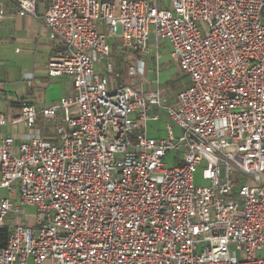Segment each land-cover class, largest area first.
I'll return each instance as SVG.
<instances>
[{
  "label": "built area",
  "instance_id": "2783aa9c",
  "mask_svg": "<svg viewBox=\"0 0 264 264\" xmlns=\"http://www.w3.org/2000/svg\"><path fill=\"white\" fill-rule=\"evenodd\" d=\"M168 2L0 0L59 41L47 74L74 87L0 112V264H264V0ZM162 44L192 83L174 105Z\"/></svg>",
  "mask_w": 264,
  "mask_h": 264
},
{
  "label": "crops",
  "instance_id": "0c3cea01",
  "mask_svg": "<svg viewBox=\"0 0 264 264\" xmlns=\"http://www.w3.org/2000/svg\"><path fill=\"white\" fill-rule=\"evenodd\" d=\"M6 10V18L0 22V112L20 113L25 105H34L40 110L54 105L62 97L72 96V80L69 77L50 78L46 70L51 55L60 46L59 41L49 39L46 28L38 19L32 16L20 17L15 5L8 3ZM44 11L45 6L40 3L37 13L42 15ZM120 43L119 40L112 42V59L122 69L127 67L128 60L122 57L118 49ZM129 59L130 64L138 63L136 56ZM160 62L166 70L175 66L178 70L165 44L160 46ZM153 67L154 60L142 66L143 77L149 82L155 78ZM151 75L154 76L152 81L149 79ZM173 75H167L164 81L160 79L161 87L162 82L168 86ZM152 88L151 84L143 85L144 92ZM165 98L169 105H174L177 94ZM161 129L162 125L159 126L158 122L148 123L149 136L152 138H159ZM0 133L9 135L11 130H0Z\"/></svg>",
  "mask_w": 264,
  "mask_h": 264
},
{
  "label": "rangeland",
  "instance_id": "374dc122",
  "mask_svg": "<svg viewBox=\"0 0 264 264\" xmlns=\"http://www.w3.org/2000/svg\"><path fill=\"white\" fill-rule=\"evenodd\" d=\"M104 1H111V0H104ZM162 1L164 2L166 0H162ZM167 4H169L168 0H167ZM127 60H128L127 66H129L131 61L129 58ZM123 68H122V70H124ZM161 70H162V72H161L160 79L163 81L167 77V75H169V74L173 75L174 74L172 81H170L171 83H169L168 86H166V84L164 82H162L163 84H162L161 90L162 91L166 90V92H164V93L168 97H174L176 94H179L180 92L189 88L192 84L191 79L188 76L183 75L179 71V69L176 70V66L172 67L170 70H166V67L164 66V64L161 63ZM174 70L176 71L175 73H173ZM153 78H154V76L151 75L149 77L150 81H152ZM161 125H162V129L160 132V137L164 136V134H165V132H164L165 131V122L163 121L162 123L159 124V126H161ZM48 132H49V130H48ZM47 134H51V133L49 132ZM176 134H178V130L176 131ZM173 157H174V154H170L169 157L167 158V164L171 167L174 166ZM201 171H202V169H199V173L197 175V184L198 185H207V183L200 181ZM25 210L28 214L35 213L34 208H26ZM13 218H14L13 216H9V218L7 219V223H10L13 220ZM45 264H51V263L48 261Z\"/></svg>",
  "mask_w": 264,
  "mask_h": 264
},
{
  "label": "trees",
  "instance_id": "16d2710c",
  "mask_svg": "<svg viewBox=\"0 0 264 264\" xmlns=\"http://www.w3.org/2000/svg\"><path fill=\"white\" fill-rule=\"evenodd\" d=\"M7 234L8 229L7 227L0 228V248L4 247L7 243Z\"/></svg>",
  "mask_w": 264,
  "mask_h": 264
}]
</instances>
